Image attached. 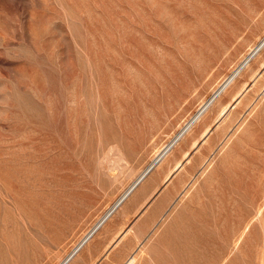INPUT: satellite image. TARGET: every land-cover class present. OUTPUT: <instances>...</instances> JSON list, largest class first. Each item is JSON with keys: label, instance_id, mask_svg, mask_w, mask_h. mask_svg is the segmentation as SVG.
Here are the masks:
<instances>
[{"label": "rangeland", "instance_id": "obj_1", "mask_svg": "<svg viewBox=\"0 0 264 264\" xmlns=\"http://www.w3.org/2000/svg\"><path fill=\"white\" fill-rule=\"evenodd\" d=\"M263 37L264 0H0V264H264V47L106 215Z\"/></svg>", "mask_w": 264, "mask_h": 264}, {"label": "bare ground", "instance_id": "obj_2", "mask_svg": "<svg viewBox=\"0 0 264 264\" xmlns=\"http://www.w3.org/2000/svg\"><path fill=\"white\" fill-rule=\"evenodd\" d=\"M263 47H264V37L260 40V42L255 47L250 49V51L243 58V60L237 65V67L223 80V82H221L213 90V93L211 94V96L208 99H206L201 104V106L198 108L197 112L192 117H190V119L188 121H186L184 123V125L178 130L176 135L173 138H171L172 140L169 142V144L165 145L155 155V157L153 158V160L149 164V166L144 171L142 170L140 175L134 180V182L131 185H129L128 189L121 195V197L117 200V202H115V204L113 203L114 206L108 211V214H106L107 216L116 207L118 208L119 206H121L123 204V202L143 183V181L149 176V174L156 167H158L160 164H162L161 162L168 157L169 153L174 148V145H176L179 140H181L190 130H192V128L198 122H200L199 123L200 125L203 124L204 120L208 117V114L211 113L212 111H215L217 108H219L218 109V117H223L231 108H234L236 106V104L239 103L243 94L248 90V86L243 85L239 90L232 93L233 88L236 87V85H237V83H234V82L236 81V79L239 76V74L241 73V71L249 64V62L252 60V58L255 57L256 54L261 49H263ZM223 94H225V95L219 100V98ZM226 96H231V102H229V104H227V105H224L222 102ZM211 107H212V109L210 110ZM209 110H210V112H209ZM216 125H217V123H216ZM210 132H211L210 126H206V128L202 134V138L205 139ZM193 143H194L193 147H196L197 141H195ZM187 156H188V153H185L184 158L189 157V156L188 157ZM183 164L184 163L181 161L176 162V164L173 167H171L170 170L167 172L166 177H165L163 182L165 184L168 183L171 180V178L174 176V174L183 167ZM102 216H104V215H102ZM107 216H105L104 218H100L102 220H100V222L96 225L97 228L101 223L104 222V220L106 219ZM108 217H110V215ZM93 226H95V225H93ZM96 227H94V230H96ZM92 233H93V230L90 231V233L87 234V236L82 241L80 240L81 242L79 243L78 248L81 247L83 245V243H85V241L87 242V238ZM92 235H94V234H92ZM75 253H77V252H75ZM72 259H73V253L71 255L67 256V258L61 264H68L69 262H71ZM133 261H134V258L132 257V259L129 260V263L132 264Z\"/></svg>", "mask_w": 264, "mask_h": 264}]
</instances>
